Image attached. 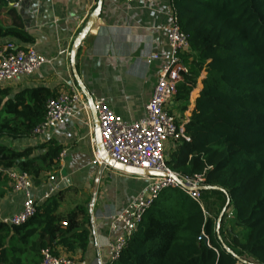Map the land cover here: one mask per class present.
Returning <instances> with one entry per match:
<instances>
[{"label": "trees", "instance_id": "16d2710c", "mask_svg": "<svg viewBox=\"0 0 264 264\" xmlns=\"http://www.w3.org/2000/svg\"><path fill=\"white\" fill-rule=\"evenodd\" d=\"M12 1L0 0V45L31 47L34 37ZM170 5L189 49L169 107L178 123L186 119L183 137L169 141L165 166L182 178H202L200 202L180 188L162 191L117 260L106 264H264V0ZM58 91L0 87V185L7 190L6 171L19 169L34 186L59 172L63 149L56 140L17 145L44 121ZM74 193L56 190L21 225L0 222V264H40L42 251L56 256L58 247L84 253L89 196L77 201Z\"/></svg>", "mask_w": 264, "mask_h": 264}, {"label": "crops", "instance_id": "0c3cea01", "mask_svg": "<svg viewBox=\"0 0 264 264\" xmlns=\"http://www.w3.org/2000/svg\"><path fill=\"white\" fill-rule=\"evenodd\" d=\"M96 1L24 0L15 8L25 31L34 37L35 43L31 47L52 61L51 64L40 67L33 75L18 78L2 87H8L14 92L29 86L58 90L65 83L73 82L84 97L73 75L70 51L74 39L93 12ZM8 6L11 7L10 4ZM172 13L170 0H159L152 7L127 3L126 0H104L95 26L74 56V69L85 92L104 99L112 111L126 121H135L142 117L156 76L167 62L166 31L171 25ZM153 53L158 55V60L146 65V57ZM197 92L198 90L192 93L191 101L195 99ZM89 116L94 125L91 111ZM85 119L83 113L78 114L76 118L65 121L45 136L35 140L28 138L17 145L35 147L54 139L62 146L65 154L60 160V170L54 175V181L46 179L39 186L32 185V198L39 204L52 183L58 185L66 178H70L71 182L65 189L74 187L78 189L77 195L83 191L90 193L92 197L96 196L95 200L92 198V207L87 203L90 221L86 251L82 253L76 250L66 255L58 247L56 252L68 256L72 264H106V245L110 237L116 234L110 231V221L139 192L143 181L135 176L104 169L96 195H93L94 181L91 184L90 180H95L99 168L93 176ZM168 147L169 143L166 149ZM88 155L91 159L87 162ZM83 170L87 176L84 180L76 181L75 176ZM114 179L122 180L127 188H117L113 183ZM128 183L136 186L131 192H127ZM8 187L10 190L0 185V222L17 213L23 202V196L14 193L11 184ZM119 191L125 200L117 199ZM102 192L104 195L101 196Z\"/></svg>", "mask_w": 264, "mask_h": 264}, {"label": "built area", "instance_id": "2783aa9c", "mask_svg": "<svg viewBox=\"0 0 264 264\" xmlns=\"http://www.w3.org/2000/svg\"><path fill=\"white\" fill-rule=\"evenodd\" d=\"M24 0L10 2L12 8H18ZM159 0H126L127 3H138L152 7ZM171 25L166 31L168 48L167 62L156 76L152 87L151 96L145 106L142 117L135 121H126L116 115L108 103L93 95L84 97L77 86L65 83L59 89L56 97L46 103L44 121L34 129L30 140L45 136L69 119L76 118L83 113L88 126L90 150L93 164L101 165V160L95 149L93 138L94 126L89 116L91 111L89 101L92 102L95 117L99 124L100 139L107 156L113 161L128 167L139 168L146 171L167 175L166 178H144L147 184L139 190L125 206L119 210L110 221V231L116 233L106 245V263L117 260L126 241L136 232L143 215L151 206L156 197L167 189H182L193 201L200 202V176L182 178L172 173L165 166L166 145L169 141H176L183 137V123H178V117L170 111L175 94V85L181 81V75L187 72L181 63L180 57L189 49L188 43L181 33L174 13ZM158 60V55L153 53L146 57L145 64L151 65ZM51 59L40 55L33 47L24 48L13 42L0 45V85L1 87L17 80L33 75L43 65L51 64ZM65 151L62 150L60 160ZM9 178L14 193L23 196L21 209L11 217L2 221L8 225H21L33 215L36 203L32 198V184L29 178L16 170L4 172ZM174 175L178 181L170 178ZM50 182L54 177L49 178ZM57 190V183H52L45 193L43 200ZM65 227V223H62ZM40 264H72L71 259L65 255H53L49 249L42 251ZM236 264H252L242 259Z\"/></svg>", "mask_w": 264, "mask_h": 264}, {"label": "water", "instance_id": "95a60500", "mask_svg": "<svg viewBox=\"0 0 264 264\" xmlns=\"http://www.w3.org/2000/svg\"><path fill=\"white\" fill-rule=\"evenodd\" d=\"M103 1L104 0H97L96 1V5H95L93 12L88 17V19L84 23L82 29L80 30V32L77 34L76 38L74 39V41L72 43L71 51H70V59H71V67L73 69V75L75 77L76 83L78 84V86L80 87V89L84 95H86L87 93L85 92L84 88L82 87V85L79 81V78L75 72L74 56H75L76 51L79 49L82 41L89 34L90 30L95 26L96 21L99 18L101 10H102ZM89 106H90V109H91V112L93 115V121H94L93 138L95 141V149H96V152L98 153L100 160H101V165L99 167L98 173L95 177L94 184H93V188H94L93 195L94 196L96 195L99 179H100L101 174H102L104 169H111V170H114L116 172H119V173H122L125 175L135 176V177H146V178H166L167 177V175H164L161 173H155V172L146 171V170L139 169V168H133V167L121 165V164L113 161L109 156H107L105 153V150L102 146V143H101L99 124H98V121L95 117L92 102H90V101H89ZM16 171L21 174V171L19 169H16ZM170 178L175 180V181H178L174 175H171ZM70 182H71L70 178H66L63 182H61L57 185V190L60 191V190L67 188L69 186ZM201 238L204 239L203 237H201Z\"/></svg>", "mask_w": 264, "mask_h": 264}, {"label": "rangeland", "instance_id": "374dc122", "mask_svg": "<svg viewBox=\"0 0 264 264\" xmlns=\"http://www.w3.org/2000/svg\"><path fill=\"white\" fill-rule=\"evenodd\" d=\"M90 159H91V157H89V155H88V159H87V162L88 161H90ZM79 166H81V165H79ZM94 169H93V176L96 174V172H97V168H99V166L97 165V164H93V158H92V165H91ZM87 176V173H85V170H83V171H81V173H79L77 176H75V179H76V181H81V180H84L85 179V177ZM138 178H140V177H138ZM143 182H142V184L143 185H140L141 186V188H142V186L144 187L146 184H147V181H146V179H144V178H140ZM115 180V179H114ZM93 181H94V178H92V180H90V182H91V184H93ZM113 183L115 184V186L117 187V188H120L121 190L122 189H124V188H127V184L126 183H124L122 180H115V181H113ZM137 186H139V184H137ZM136 188V186H135V184L134 183H128V190H127V192H131V191H133L134 189ZM118 195H117V199L120 201L122 198H123V194L119 191L118 193H117ZM102 195H104L103 194V192H102V194H101V196ZM78 197V198H76L77 199V201H79L80 199L81 200H85L86 199V197L87 196H89L88 197V199H87V203H89L88 205H90L91 206V204H93L94 202H91L92 201V198L95 200L96 198V196L95 197H92L91 195H90V193H86V192H81L79 195H76V193H74V194H72V197ZM122 200H125V198H123ZM117 201V200H116ZM87 205V206H88ZM92 207V206H91Z\"/></svg>", "mask_w": 264, "mask_h": 264}]
</instances>
